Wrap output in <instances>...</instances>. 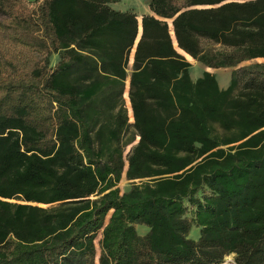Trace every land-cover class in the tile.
<instances>
[{"label": "trees", "instance_id": "16d2710c", "mask_svg": "<svg viewBox=\"0 0 264 264\" xmlns=\"http://www.w3.org/2000/svg\"><path fill=\"white\" fill-rule=\"evenodd\" d=\"M119 1L0 0V264H264V0H146L140 34ZM133 47L121 194L126 121L85 100L111 109Z\"/></svg>", "mask_w": 264, "mask_h": 264}, {"label": "crops", "instance_id": "0c3cea01", "mask_svg": "<svg viewBox=\"0 0 264 264\" xmlns=\"http://www.w3.org/2000/svg\"><path fill=\"white\" fill-rule=\"evenodd\" d=\"M27 1L33 2L36 0H27ZM136 3L139 4L137 0H120L119 2L109 4V7L112 10L117 11V12L132 11V12L140 13L143 10V8H140V6L137 7ZM138 22L140 24V20H138ZM138 31L140 34L141 29L139 28ZM133 54H134V47L130 53L129 61L127 64L126 79L124 81L123 94L117 99L113 100V102L111 103L112 104L111 109L106 111V109L104 110L101 107L96 108V106L92 103L93 101L91 102L92 96H89L88 98H86L87 100H85V104H87V111L89 115L88 120L90 122L91 127H93L94 132L100 129L101 127H104L105 129L110 130V132L115 131L117 129H121L120 125L118 124L119 121L123 119L126 121L127 126L125 125L126 127L119 134V137H120L119 142L123 146V149H122L123 151L125 149H130V148L132 149L133 145L137 144L139 140V137L137 136L134 129L132 128L134 119H133V114H132L129 97H128L129 79H130V74L132 71V64H133ZM52 60L53 59L51 57V62H53L52 64L58 62V58L55 59V61H52ZM191 60L196 63V65H191V67L189 68V76L192 81H196L197 79L201 78L205 72L213 75L216 80H217V75L224 76L223 78H225L226 76L224 75V72L221 71V69L208 68L196 62L192 58ZM194 68L195 70L198 71L197 75H194L192 73V69ZM226 78L222 80V77H221V81H222L221 83H218L217 81V85L220 90H225L229 87L231 75H230V78L228 76H226ZM90 84H91V80H87L82 83L84 87L89 86ZM126 171H127V165L124 164L123 171L121 173L120 182L124 180L126 181ZM128 190L129 189L124 190L120 193L122 194ZM135 229H136V225H135Z\"/></svg>", "mask_w": 264, "mask_h": 264}, {"label": "rangeland", "instance_id": "374dc122", "mask_svg": "<svg viewBox=\"0 0 264 264\" xmlns=\"http://www.w3.org/2000/svg\"><path fill=\"white\" fill-rule=\"evenodd\" d=\"M137 1L139 3V4L136 3L137 7L140 6V8H143V10L140 13L139 12H134V13L137 16L138 20H140V18H141L142 15L149 14L150 11H149V8H148V2L146 0H137ZM52 59H53L52 61H55V59H57V56H53ZM188 62L191 63L190 65H196V63L193 62L191 59H189ZM254 63H264V59H257V60L247 61V62L242 63L240 65V67H247V66L253 65ZM220 69H221V71L224 72V75H226V76H228L230 78V75H231V73L233 71V68H220ZM192 73L194 75H197L198 74V71L195 70V68H194V69H192ZM226 76H225V78H226ZM221 77H222V80L225 79V78H223L224 76L217 75L216 82L218 81V83H221L222 82L221 81ZM135 145H133V147ZM130 151H131V148L130 149H125L123 151V160H124V164L125 165H127V156H128V154H129ZM130 184H131V182L130 181H127V180L126 181L124 180V181L119 182L118 188H119L120 192L129 189L130 188ZM136 232H137V234L139 236H144V235L147 234L148 228L145 225L139 224V225H136ZM100 238H101V235L99 233L97 235L95 241H94V245H95V249H96L97 256L99 254V243L98 242H99ZM188 238L190 240L197 241L198 238H199V229L196 228V227H192L190 229L189 234H188ZM96 259H97V257H96ZM230 260H233V255H229V256L225 257L224 263L226 264V262H228L227 264H230Z\"/></svg>", "mask_w": 264, "mask_h": 264}, {"label": "water", "instance_id": "95a60500", "mask_svg": "<svg viewBox=\"0 0 264 264\" xmlns=\"http://www.w3.org/2000/svg\"><path fill=\"white\" fill-rule=\"evenodd\" d=\"M139 28L141 29L140 24H139V26H138V30H139ZM138 37H139V34H138ZM174 45H175V47H176V44H175V43H174ZM9 202H13V201H9Z\"/></svg>", "mask_w": 264, "mask_h": 264}, {"label": "built area", "instance_id": "2783aa9c", "mask_svg": "<svg viewBox=\"0 0 264 264\" xmlns=\"http://www.w3.org/2000/svg\"><path fill=\"white\" fill-rule=\"evenodd\" d=\"M227 263H228V262H226V264H227ZM230 264H234L232 260H230Z\"/></svg>", "mask_w": 264, "mask_h": 264}]
</instances>
